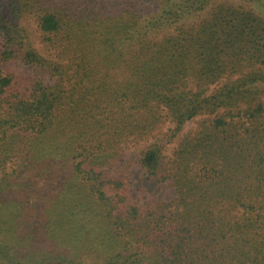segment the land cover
<instances>
[{
    "label": "trees",
    "instance_id": "1",
    "mask_svg": "<svg viewBox=\"0 0 264 264\" xmlns=\"http://www.w3.org/2000/svg\"><path fill=\"white\" fill-rule=\"evenodd\" d=\"M0 264H264V0H0Z\"/></svg>",
    "mask_w": 264,
    "mask_h": 264
},
{
    "label": "rangeland",
    "instance_id": "2",
    "mask_svg": "<svg viewBox=\"0 0 264 264\" xmlns=\"http://www.w3.org/2000/svg\"><path fill=\"white\" fill-rule=\"evenodd\" d=\"M33 40L36 45L40 48V44L38 41V35L33 32ZM22 69H18L21 71ZM196 126V120H193L186 124L185 129L181 133V136L189 131L190 129ZM171 127V125L166 124L162 131H167V129ZM178 139L174 141L173 144L168 146L167 156L170 155L171 150L177 143ZM137 147V146H136ZM134 150L135 148H131L130 151L127 152L128 161L127 163L132 164L131 167L124 166V168L120 169V174H124L129 179V185L127 187V195L129 200L132 203L144 204L146 202H154V201H165L168 200L172 194V190L167 186V184H162L161 186H157L154 184H149L144 177V170H139L137 165L133 163L134 160Z\"/></svg>",
    "mask_w": 264,
    "mask_h": 264
}]
</instances>
